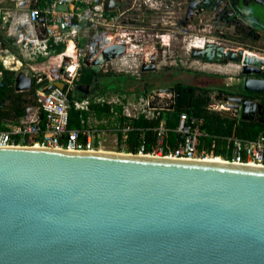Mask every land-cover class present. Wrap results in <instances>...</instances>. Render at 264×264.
Instances as JSON below:
<instances>
[{
  "label": "water",
  "instance_id": "obj_1",
  "mask_svg": "<svg viewBox=\"0 0 264 264\" xmlns=\"http://www.w3.org/2000/svg\"><path fill=\"white\" fill-rule=\"evenodd\" d=\"M115 9L108 0L106 10ZM253 13L238 23L258 19L259 27ZM91 40L88 67L99 70L126 54L106 33ZM248 54L218 43L191 51L205 64L240 66L241 92L264 95V58ZM156 69L155 56L142 66L143 73ZM32 88L20 72L16 91ZM77 90L88 95L91 87ZM225 101L235 115L242 107L244 121L263 119L262 103ZM0 264H264V167L0 147Z\"/></svg>",
  "mask_w": 264,
  "mask_h": 264
},
{
  "label": "built area",
  "instance_id": "obj_2",
  "mask_svg": "<svg viewBox=\"0 0 264 264\" xmlns=\"http://www.w3.org/2000/svg\"><path fill=\"white\" fill-rule=\"evenodd\" d=\"M1 1L0 15H7L9 11L3 8ZM14 1L28 4L20 10L21 19L14 22V27L18 31L17 44L24 47L23 50L29 57L49 58L54 55L53 45L65 44L66 47L63 53L54 55L57 63L51 74L32 68L33 79L36 85H39L34 103L27 106L19 121L8 123L5 130L0 129V147L117 152L264 167V132L255 140L243 139L236 134L222 137L220 148L216 142L210 148L204 143L208 134L201 128V120L198 117L186 111H179L177 126L170 128L167 114L177 108L173 87L142 93L78 95L77 85L84 59L91 64L87 50L78 47V38L82 32L90 33L89 42H92V36L106 33L111 44L124 45L126 54L118 59L123 65H128L131 61L129 54L140 48V45L134 42L132 34H112L120 27L121 20L127 18L130 13V9L125 8V0H114V11L106 10L108 0H34L36 5L33 7L30 6L33 0ZM164 1L144 0V4L154 6L156 3L164 7ZM41 25L42 37L37 33ZM208 42L215 43V40ZM70 48L72 53L68 55ZM0 62L3 67L0 69L2 87L4 72L20 71L23 63L15 57L2 56L1 52ZM56 83H63L64 89L57 88ZM96 106L108 107V111L99 117ZM205 109L241 120L242 107L238 111L239 114L235 115L229 102L217 101L215 97ZM74 112L79 113L78 126L71 128ZM140 118L160 120L158 125L150 129L155 133V137L153 141H149L142 133L136 148H130V134L136 131L132 121ZM112 142L114 151L108 150V143ZM217 148L220 149L218 154Z\"/></svg>",
  "mask_w": 264,
  "mask_h": 264
},
{
  "label": "rangeland",
  "instance_id": "obj_3",
  "mask_svg": "<svg viewBox=\"0 0 264 264\" xmlns=\"http://www.w3.org/2000/svg\"><path fill=\"white\" fill-rule=\"evenodd\" d=\"M125 1L127 3L125 8L130 9V13L127 18L121 20L120 27L112 34L117 32L127 33L129 36L132 34L134 42L139 44L140 48L129 54L131 61L128 65H123L116 60V62L105 65L103 69L97 70L103 75L110 74L115 79L109 86L110 90L106 92L108 95L136 92L137 89L142 90L145 83L149 84L148 92L158 90L154 86L158 87L161 82L169 85L183 83L193 87L212 88L217 86L216 84L219 82L223 88L229 83L239 84L243 77L240 66L232 64L229 66V71L217 74L213 72V68L201 60H195L191 57L193 49L204 48L210 40H215V43L224 46L227 50L240 51L245 49L253 55H260L264 58V41L257 44L249 43L247 44L249 47H246L245 44L240 45L239 40L233 38L228 31L219 36L217 30H213L214 20L212 17L204 21L197 19L193 25L185 21L184 7L180 16L171 8H165V5L161 7V4L154 3V6H151L144 4V0ZM1 3L3 8L8 9L7 11L15 10L16 12L18 10V14L28 5L27 3L19 4L14 0H2ZM252 7L256 15L264 21V7L254 4ZM179 16L182 18L180 19ZM17 32V29L12 27L10 32L5 30L0 33L1 55L15 57L22 61L23 67L19 73L23 72L30 78L34 76L32 68L51 74L55 63H57L56 56L53 55L49 58L29 57V54L23 50L24 47H19L17 44ZM37 33L42 37L41 26L38 27ZM89 40L90 33L82 32L78 38V47L87 50ZM154 56L156 57L157 69L154 72H148L143 77V63L150 64ZM225 69L224 67L218 68L219 71H225ZM139 76L141 78L137 82L138 84H133L130 81L132 77ZM212 94L214 95V92ZM113 146V142L108 143V150L114 151Z\"/></svg>",
  "mask_w": 264,
  "mask_h": 264
},
{
  "label": "trees",
  "instance_id": "obj_4",
  "mask_svg": "<svg viewBox=\"0 0 264 264\" xmlns=\"http://www.w3.org/2000/svg\"><path fill=\"white\" fill-rule=\"evenodd\" d=\"M32 6H35L34 3ZM2 22L3 18L0 16V32L2 31ZM65 47V44L53 45V54L59 55L63 53L65 51ZM0 68H3L2 64H0ZM145 75H147V73L142 74L143 77ZM16 77V72L5 71L4 83L3 86L0 87L1 130H5V127L8 123H16L21 117H23L27 106L34 103L36 90L39 88V85H36L35 80L33 79V88L30 91L17 92L15 89ZM114 81L115 79H113L110 74L103 75L95 68L88 67L83 64L81 68V78L78 84L85 87L90 86L92 95H103L110 90L109 86ZM130 81L133 84H136L140 81V79L139 77H132ZM148 87L149 84L145 83V86L142 90L137 89L134 93L148 91ZM154 87L157 89H167L173 87L175 89L177 108L175 111L169 112L167 114L168 126L170 128H175L177 126L178 117L180 114L178 110L186 111L190 115L198 117L201 120V128L208 134V136L204 138V143L210 148H212V144L214 142L219 144L221 141L220 138L229 137L233 133L243 139L255 140L264 132V120L238 121L237 119L231 118L221 113H212L206 111L205 107L211 102L212 93L214 92V89L211 87H193L183 83L169 85L165 82H161V84L159 83L158 87ZM77 92L79 96H85L84 93L80 91ZM245 97L251 100L263 99L264 101V97L261 95H247ZM96 109L99 117H102L103 114L108 111V107L101 108L100 106H96ZM78 116V112H74L72 114V121L70 124L71 128L78 126ZM159 121V119L149 120L145 118L133 120L132 124L136 128V131L130 134V148H136L137 142L140 139V135L142 133L145 134L146 139L153 141L155 133L150 129L158 125ZM216 152L217 154L220 153V149L217 148Z\"/></svg>",
  "mask_w": 264,
  "mask_h": 264
},
{
  "label": "flooded vegetation",
  "instance_id": "obj_5",
  "mask_svg": "<svg viewBox=\"0 0 264 264\" xmlns=\"http://www.w3.org/2000/svg\"><path fill=\"white\" fill-rule=\"evenodd\" d=\"M252 3V0H245L246 5ZM164 5L165 8H171L180 16L184 7V19L187 23L190 22L193 25L197 19L204 21L212 17L214 20L213 30H217L219 36L221 33L224 35L228 31L233 38L239 40L240 45L245 44L246 47H249L247 46L249 43L259 41V38L264 35V24H258L259 27H257V20H254L255 22L253 21L248 26L246 25L247 27L238 23V21L249 19L246 16L247 8L242 6L239 0H225L223 3H216L215 0H165ZM259 34L261 35L259 36ZM243 79L244 77L241 80ZM216 85L220 86L221 84L219 82ZM258 102L262 103L261 100H258Z\"/></svg>",
  "mask_w": 264,
  "mask_h": 264
},
{
  "label": "crops",
  "instance_id": "obj_6",
  "mask_svg": "<svg viewBox=\"0 0 264 264\" xmlns=\"http://www.w3.org/2000/svg\"><path fill=\"white\" fill-rule=\"evenodd\" d=\"M34 3V5H36V2L33 0V1H31V3H30V6L31 7H33L32 6V4ZM256 5L255 3H252V4H250V6H248V7H246L247 8V10H248V13L249 14H252L253 12H254V10H253V7H252V5ZM260 6V5H259ZM253 14H256L255 12L253 13ZM0 16H2V18H3V22H2V28H1V30L2 31H5V30H7V31H11V29H12V27H14V22L16 21V20H20L21 18H19V16H20V14H18L17 13V10H16V12H15V10H12V11H9V12H7V15H0ZM256 20H258V19H256ZM261 21L263 22V24H264V21L261 19ZM41 23H42V21H41ZM43 29V26L41 25V30ZM1 31V32H2ZM0 32V33H1ZM11 34V33H10ZM261 34H259V36H260ZM264 41V35L263 36H261V38H259V41H257V42H255L254 44H257V43H261V42H263ZM245 50V49H244ZM70 52H71V49H70ZM69 52V53H70ZM257 56H260V55H257ZM260 57H262V56H260ZM263 58V57H262ZM0 64H2L1 62H0ZM207 66H210L211 68H213L212 70H213V72H215V73H217V74H223V73H221V72H227V71H229L228 69H229V66H231L232 64H228V65H209V64H206ZM238 66V65H237ZM222 67H224V68H226L225 69V71H219L218 70V68H222ZM0 69H2V68H0ZM8 71V70H7ZM14 72H16L17 73V75L19 74V71H14ZM219 72V73H218ZM210 74V73H209ZM4 77H5V72H4ZM29 77V76H28ZM140 77L141 76H139V79H140ZM32 80H33V77L31 78ZM221 84V83H220ZM242 86H243V80H240V83L239 84H236V85H233V84H230L229 83V85L227 84V86L225 87V88H223V86L222 85H220V86H215V87H213V89H214V95L212 94V99H213V97H215V99L217 100L218 98H222V100L221 101H225V99L226 98H228V97H240V98H242V97H245V96H247V95H249V94H245V93H242L241 91H242ZM217 87V88H216ZM212 88V87H211ZM221 90V91H220ZM91 93V92H90ZM134 93V92H133ZM252 96H254V95H258V94H251ZM261 96H263L264 97V95H261ZM249 100H251V99H249ZM258 100H261L262 101V104H264V101H263V99H257V100H253V101H255V102H258ZM212 101V100H211ZM217 101H219V100H217ZM258 103H260V102H258ZM227 116H229V115H227ZM257 117H259V118H256V120H259V121H263L264 119H261V117L260 116H257ZM263 118H264V116H263ZM242 120V119H241ZM233 134H235V133H233ZM232 134V135H233ZM221 144H222V142L220 141V143L218 144V147L220 148L221 147Z\"/></svg>",
  "mask_w": 264,
  "mask_h": 264
},
{
  "label": "bare ground",
  "instance_id": "obj_7",
  "mask_svg": "<svg viewBox=\"0 0 264 264\" xmlns=\"http://www.w3.org/2000/svg\"><path fill=\"white\" fill-rule=\"evenodd\" d=\"M70 49H71V51H72V48H70ZM69 52H70V50H69ZM71 53H72V52L68 53V55H70ZM248 55L254 56L253 53H252V54L249 53Z\"/></svg>",
  "mask_w": 264,
  "mask_h": 264
}]
</instances>
